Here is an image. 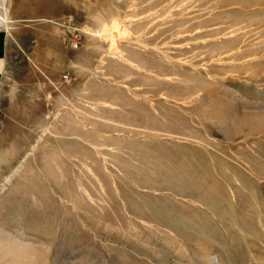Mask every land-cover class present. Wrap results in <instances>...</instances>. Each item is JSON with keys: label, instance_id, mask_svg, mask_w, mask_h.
Listing matches in <instances>:
<instances>
[{"label": "rangeland", "instance_id": "obj_1", "mask_svg": "<svg viewBox=\"0 0 264 264\" xmlns=\"http://www.w3.org/2000/svg\"><path fill=\"white\" fill-rule=\"evenodd\" d=\"M2 1L0 264H264V0Z\"/></svg>", "mask_w": 264, "mask_h": 264}, {"label": "crops", "instance_id": "obj_2", "mask_svg": "<svg viewBox=\"0 0 264 264\" xmlns=\"http://www.w3.org/2000/svg\"><path fill=\"white\" fill-rule=\"evenodd\" d=\"M3 1L0 0V139L2 135L1 131V125L3 122H6L3 120V115L6 112V107L8 102H11V85L8 82L11 77L14 79L17 77V70L16 67L13 64V52L11 49L12 44V37L11 34L6 31V29L9 27L13 21L7 17V13L4 10L2 13L1 5ZM2 13V14H1ZM7 102V103H6ZM1 148V143H0ZM0 157H1V149H0ZM1 161V158H0ZM15 160L8 159V170H14L16 166ZM13 164L14 167H10Z\"/></svg>", "mask_w": 264, "mask_h": 264}, {"label": "bare ground", "instance_id": "obj_3", "mask_svg": "<svg viewBox=\"0 0 264 264\" xmlns=\"http://www.w3.org/2000/svg\"><path fill=\"white\" fill-rule=\"evenodd\" d=\"M127 18L128 17H126L125 19H122L120 16H117V15H112V16L107 18V17H104L102 15H98L96 17V21H95L96 22V27L94 28L95 30L86 29V32L92 36V39L94 41H96V42L101 41V42L107 43L109 46V50H110L109 52H111V54L112 53L117 54L119 56V59L122 62H129V60L126 59L120 51L121 42H124L127 39V29L122 27V25H127L129 23V21H131L130 19L128 20ZM259 77H260V74H256L254 77V80L257 81ZM139 96H137V97H139ZM144 99H147V98H144ZM148 102H149V100H148ZM98 105L106 107V108L109 107V109H110V107L114 106L113 104H109V102H107V101L100 102V104H98ZM235 123H237V122L235 121ZM238 124H239V122H238ZM8 181H10V180H8Z\"/></svg>", "mask_w": 264, "mask_h": 264}, {"label": "built area", "instance_id": "obj_4", "mask_svg": "<svg viewBox=\"0 0 264 264\" xmlns=\"http://www.w3.org/2000/svg\"><path fill=\"white\" fill-rule=\"evenodd\" d=\"M82 36H83V35H82L81 33H79V35H76V37H77V40H76V41L78 42V40L81 39Z\"/></svg>", "mask_w": 264, "mask_h": 264}]
</instances>
